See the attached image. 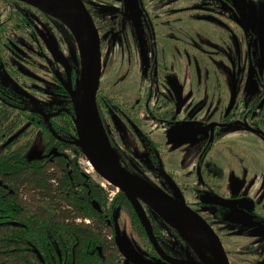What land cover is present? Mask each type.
<instances>
[{
	"label": "flooded vegetation",
	"instance_id": "1",
	"mask_svg": "<svg viewBox=\"0 0 264 264\" xmlns=\"http://www.w3.org/2000/svg\"><path fill=\"white\" fill-rule=\"evenodd\" d=\"M113 1L126 12L125 20L110 38L99 32L102 59L105 44L112 53L119 42L127 55L120 69L125 66V77H116L120 59L110 61L112 55L103 65L100 85L109 68L115 81L103 89L99 86L98 93L104 98L102 113L110 141L121 151L115 153L130 173L125 175L140 186L179 200L181 196L182 203L215 232L229 264H264V23L247 22L243 16L253 0H138L136 10L129 4L133 0ZM145 16L153 22H143ZM166 18L170 28L161 26ZM188 19L192 25H183ZM162 27L169 28L170 36ZM172 39L187 49H175ZM180 55L216 60V69L207 63L203 92L199 85L179 82L185 73L178 76ZM133 74H139L140 85L128 79ZM116 124L137 133L133 132L145 157L121 150L111 129ZM198 130L202 133L191 135ZM127 199L133 208L115 206L105 215L116 264H133L120 246L147 264H218L204 239L198 248L185 243L181 232L141 203L158 247L170 262L164 261ZM121 233L125 240L118 239ZM98 252L104 253L102 247Z\"/></svg>",
	"mask_w": 264,
	"mask_h": 264
},
{
	"label": "trees",
	"instance_id": "2",
	"mask_svg": "<svg viewBox=\"0 0 264 264\" xmlns=\"http://www.w3.org/2000/svg\"><path fill=\"white\" fill-rule=\"evenodd\" d=\"M7 1L25 7L14 12L17 22L13 25L18 28L40 23L29 16L32 9L41 20L63 24L41 9ZM90 13L101 35L110 38L117 31L116 25H122L126 12L121 6L114 16L96 18ZM78 55V64H67L64 74L57 76L56 92L65 97L64 105L32 102L0 76V264H116V253L106 236L109 227L105 215L115 206L133 207L122 192L104 187L103 180H96L83 166L86 160L76 144L73 103V94L81 92L83 75ZM7 64L13 66L9 61ZM69 79L73 93L66 85ZM103 99L99 92L100 120L111 148L121 155L104 125ZM30 133L32 137L27 139ZM36 136L41 138L43 151L28 158ZM112 192L116 194L111 196ZM101 247L102 255L98 252Z\"/></svg>",
	"mask_w": 264,
	"mask_h": 264
},
{
	"label": "rangeland",
	"instance_id": "3",
	"mask_svg": "<svg viewBox=\"0 0 264 264\" xmlns=\"http://www.w3.org/2000/svg\"><path fill=\"white\" fill-rule=\"evenodd\" d=\"M87 6L88 10L94 14L96 18H105L109 16H114L118 11L121 10V5L118 2H114L113 0H82ZM16 2V1H15ZM133 2V3H132ZM129 1L130 6H135V10L138 7L139 1L133 0ZM25 5V4H24ZM148 6V4H147ZM139 7H141L139 5ZM25 7L21 4L10 3L7 0H0V24L4 22L8 25H0V57L4 58V61L1 64L0 76L2 80L10 85V87L14 88L16 91L20 92L22 95L27 96L32 102L44 104V105H64L65 100L64 96L60 95V93L56 92L59 90L57 83V76L63 75L66 69V65L70 64L72 66H76L79 62V55L81 54L82 59V67H83V78H82V87L84 84V76H85V68H86V57L84 51L81 49L80 44L82 39L84 38L85 30L80 24L76 23L72 18H63L65 22L63 24H59L56 21H49L43 18L39 19L37 16L39 15L35 9H28L32 12L29 16H31L32 21L34 22V18L36 17V21H40L37 25H31V27L18 28L15 24L17 21L15 19V11L25 10ZM248 11L244 13V19L248 22L252 20L257 22V24L264 23V0H253L252 5H248ZM27 10V9H26ZM27 10V11H28ZM131 13V12H130ZM126 14V13H125ZM136 14V13H135ZM153 14V13H152ZM10 15H12V19H9ZM151 15V14H150ZM137 16V14H136ZM153 22L152 17L146 19L145 21ZM168 18L162 20V25H168ZM10 24V25H9ZM183 25H192V21L183 22ZM195 25H206L205 23H195ZM10 27V28H9ZM137 27V25H135ZM170 28L171 25H168ZM169 28H161L163 32H167ZM170 36V34H169ZM128 43L123 42V46H127ZM131 44V43H130ZM170 44L175 47V49H187L186 45H182L178 40H170ZM176 45V46H175ZM9 47V48H8ZM6 50V51H5ZM5 51V52H4ZM115 52V54H113ZM206 51V50H204ZM123 53L120 51V43L115 42L113 47V52L111 53L108 44H105V48L103 49V65L105 64L106 59L112 58L110 61H115L116 59H120L118 64V73L120 78L125 77V66L123 70H120L122 65H125L127 55H122ZM121 57L123 59H121ZM208 58V62L212 64L211 69H216L218 64L215 59H212L211 56H206ZM0 58V59H1ZM3 60V59H1ZM178 76L181 75L182 72L184 78H179V82L182 85H199L202 88V92L205 88L206 83V66L207 59H200L199 61L195 60L193 57L188 56H177L176 63L178 64ZM9 61L10 66L7 64ZM117 62V61H115ZM15 64V65H14ZM16 66V67H15ZM8 70V71H7ZM110 70L104 73V77L102 79L100 87L103 89L108 84H112L115 81L114 75H110ZM177 70V68H176ZM165 71H161L162 80ZM172 79H175L176 74L171 73ZM139 74H133L128 76V79H131L132 84L134 80H137V76ZM216 80V74H214ZM140 77V76H139ZM146 77H144L145 79ZM186 78V79H185ZM177 81V80H176ZM137 85H140L139 80H137ZM126 84H122L125 86ZM128 87H132L130 83L127 84ZM120 88V87H119ZM193 90V88H190ZM189 92V89H187ZM206 101V98L204 99ZM212 100V99H211ZM99 122H101L99 120ZM119 126V128H118ZM103 128V124L101 123L100 128ZM124 127V128H123ZM123 127L120 125H114L111 128L116 134L115 141L119 144L122 151L138 155L140 157H145L146 153L144 151V146L137 140V137L134 135L136 132H132L129 128L123 124ZM131 127V126H130ZM146 127V126H144ZM132 128V127H131ZM101 130V129H100ZM140 130H143V127H140ZM159 134H162L163 131L160 130ZM101 133L104 135L106 141L107 136L105 135V131L101 130ZM137 134V133H136ZM32 133L27 136V139L31 138ZM99 133L97 136V141L99 140ZM114 135V134H113ZM139 138V136H138ZM164 139V137H162ZM163 139H160V142H163ZM108 143V142H107ZM109 144V143H108ZM250 144V143H248ZM251 145V144H250ZM99 148V141H98ZM109 149L111 150L110 146ZM42 143L41 138L39 136L35 137V143L33 145L32 151L28 154V158H33L42 153ZM115 154V153H114ZM216 155L214 152L213 156ZM119 170L124 172L130 176L127 168L123 165L120 158L115 154ZM86 160V159H85ZM84 168L91 172V175L98 181H102L97 173L92 169V167L88 164L86 160L83 164ZM105 185H108L105 182ZM114 191H116L114 189ZM115 193V192H112ZM115 195V194H114ZM30 198V197H28ZM120 215V212L118 213ZM117 214V217H119ZM170 225V224H169ZM171 226V225H170ZM172 227V226H171ZM173 228V227H172ZM190 229L185 231H180L177 229V233L181 235L185 243L190 244L193 247L200 246L203 240V237L200 236L197 232L194 233V229L189 227ZM118 239H124L122 233L118 234ZM125 240V239H124ZM232 239H228L230 242ZM232 242V241H231ZM237 246H235L236 248ZM200 251V249H198ZM144 251V250H143Z\"/></svg>",
	"mask_w": 264,
	"mask_h": 264
},
{
	"label": "water",
	"instance_id": "4",
	"mask_svg": "<svg viewBox=\"0 0 264 264\" xmlns=\"http://www.w3.org/2000/svg\"><path fill=\"white\" fill-rule=\"evenodd\" d=\"M29 6L41 9L47 12L43 7L58 8L64 13L65 18H72L76 23L84 28L85 34L82 39V50L86 57V68L84 76V84L78 96L73 94L74 114H75V129L77 133V142L81 151L88 161L92 169L97 175L110 187L124 193L136 207L138 214L145 226L148 237L160 255L164 257V261L169 258L162 253L158 247V241L155 239L149 222L147 221L142 204L151 208L154 212L164 216H181L190 222L194 229H197L203 236V239L210 245L218 261V264H229L224 248L210 226L191 208L186 206L179 199H175L165 193L153 188L140 186L133 182L127 175L116 169L107 159L99 152L97 136L101 134V122H99V112L97 106V94L100 86V81L103 73L102 59V43L101 37L94 21V18L87 6L82 0H13ZM53 16L52 14H50ZM55 17V16H53ZM63 17V18H64ZM63 22L62 17H55ZM69 69V68H67ZM69 71V70H68ZM83 78V75H82ZM70 92L71 80L66 84ZM73 93V92H72ZM49 121V117L46 118ZM101 121V120H100ZM101 129V130H100ZM202 130H198L191 135L201 134ZM106 135V134H105ZM107 136V135H106ZM107 142L109 143L108 137ZM110 146V143L108 144ZM111 148V146H110ZM111 151L113 149L111 148ZM114 152V151H113ZM115 153V152H114ZM116 154V153H115ZM165 220V218H164ZM121 252L125 258L133 264H147L141 260L134 258L126 251L123 246H120ZM167 259V260H166Z\"/></svg>",
	"mask_w": 264,
	"mask_h": 264
},
{
	"label": "bare ground",
	"instance_id": "5",
	"mask_svg": "<svg viewBox=\"0 0 264 264\" xmlns=\"http://www.w3.org/2000/svg\"><path fill=\"white\" fill-rule=\"evenodd\" d=\"M43 8L45 10H47L50 14H52L56 17H64L65 16L64 13L61 10H59L58 8H47L45 6ZM80 47H81V49L83 48L82 43L80 44ZM98 138H99L98 141H99V152H100V154L105 159H107L116 169L119 170L115 154L113 151H111L109 149L108 143H107L104 135L101 133ZM164 218L172 227H174L175 229H178L180 231H185V230L190 229L189 227H192L190 222H188V220L186 218L181 217V216L179 217V216H166L165 215ZM193 232L194 233L197 232L198 234H200V236H202V234L197 229H194Z\"/></svg>",
	"mask_w": 264,
	"mask_h": 264
},
{
	"label": "built area",
	"instance_id": "6",
	"mask_svg": "<svg viewBox=\"0 0 264 264\" xmlns=\"http://www.w3.org/2000/svg\"><path fill=\"white\" fill-rule=\"evenodd\" d=\"M105 187V186H104ZM115 193H112L111 196H113Z\"/></svg>",
	"mask_w": 264,
	"mask_h": 264
}]
</instances>
